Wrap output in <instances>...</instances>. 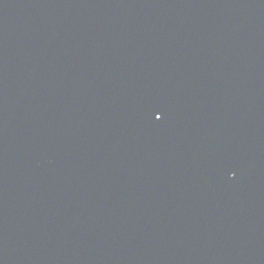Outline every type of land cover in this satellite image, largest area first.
<instances>
[{
  "label": "water",
  "instance_id": "obj_1",
  "mask_svg": "<svg viewBox=\"0 0 264 264\" xmlns=\"http://www.w3.org/2000/svg\"><path fill=\"white\" fill-rule=\"evenodd\" d=\"M0 264H264V0H0Z\"/></svg>",
  "mask_w": 264,
  "mask_h": 264
},
{
  "label": "snow or ice",
  "instance_id": "obj_2",
  "mask_svg": "<svg viewBox=\"0 0 264 264\" xmlns=\"http://www.w3.org/2000/svg\"><path fill=\"white\" fill-rule=\"evenodd\" d=\"M156 119H157V120H159V119H160V117H159V116H157V117H156Z\"/></svg>",
  "mask_w": 264,
  "mask_h": 264
}]
</instances>
